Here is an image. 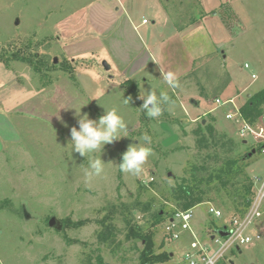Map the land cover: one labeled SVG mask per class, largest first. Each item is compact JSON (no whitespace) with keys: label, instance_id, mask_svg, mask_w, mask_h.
Segmentation results:
<instances>
[{"label":"rangeland","instance_id":"rangeland-1","mask_svg":"<svg viewBox=\"0 0 264 264\" xmlns=\"http://www.w3.org/2000/svg\"><path fill=\"white\" fill-rule=\"evenodd\" d=\"M90 2L0 0V50L9 45L30 48L49 66L38 74L26 63L0 60L2 68L12 71L17 87L26 85L31 75L48 92V103L42 106L33 97L21 98L12 90L6 105L0 100V109L6 110L2 115L9 121V129L0 127V264H97L98 256L106 264H139L143 244L128 237V222L154 231L155 251L173 254L164 264H187L188 243L169 242L164 234L167 221L153 227V214L175 210L166 197L184 177L189 163L198 158L192 132L202 120L214 119L218 132L238 143L239 154L259 147L252 139L245 144L237 126L225 119L232 106L216 109L214 104L217 99H235L240 107L250 94L264 89V0H205L204 9L200 0H168L174 23L200 26L194 36L183 37L195 51L194 68L180 80V88L169 90L172 103L157 119H150L140 108L142 100L131 97L132 90L125 83L133 80L121 73L124 68H117L114 58L101 52L85 58L67 54L68 44L75 46L76 40L82 43L89 36L84 14ZM148 19L146 28L151 29L152 17ZM141 33L135 35L137 42ZM174 59L179 62L178 71L187 69L188 60L181 51ZM103 62L110 71L103 68ZM135 84L137 97L139 86H152L158 92L166 89L160 77ZM27 86L21 91L25 96L31 89ZM57 92L61 93L56 99ZM129 96L132 101L123 104ZM101 105L119 109L129 123L130 137L106 145L103 154H93L102 155L105 171L86 185L77 166H86L87 160L77 153L72 156L65 147L71 127L78 126L75 109L83 107V113L96 119L104 112ZM145 132L152 137L153 155L143 174L120 172L121 154L129 144L139 143L134 139ZM251 163L250 176H264V155L257 153ZM211 197L219 207L216 193ZM148 205L151 208L146 211ZM219 208L226 216L215 224H230L226 207ZM207 209L206 204L194 208V224L199 238L211 246L205 231L214 223ZM53 217L61 222V230L49 226ZM102 221L113 234L107 244L98 238ZM259 231H263L260 240L230 254L233 264H264V220L255 222L247 234L255 236Z\"/></svg>","mask_w":264,"mask_h":264},{"label":"crops","instance_id":"crops-1","mask_svg":"<svg viewBox=\"0 0 264 264\" xmlns=\"http://www.w3.org/2000/svg\"><path fill=\"white\" fill-rule=\"evenodd\" d=\"M200 1L203 6L205 0ZM167 3L168 0H91L84 14L89 36L84 38L85 40L81 39L82 43L80 38L76 40L79 43L75 46L68 44L65 47L67 54L72 58H85L101 52L108 58H114L115 66L124 68L121 73L137 84L141 81L154 82L155 78L160 77L161 70L172 71L177 74L179 80L183 79L193 70L196 59L195 51L183 37L184 34L194 36V29L200 24L195 23L178 29L171 19ZM149 17H152L151 29L146 28L150 24ZM143 20H148L149 23L143 24ZM140 30L142 39L139 38L137 42L135 35L138 36ZM180 51L188 60L187 69L183 72L178 71L179 62L174 59ZM10 73L12 71L0 66V100L3 106L11 98V90L20 93L21 98L33 97L35 103L38 101L41 106L44 102L48 103L47 89H44L33 76L29 75L26 80L28 82L26 85L31 89L29 95L25 96L26 93L21 91L26 85L17 87L13 73ZM60 93H56V99ZM5 112V109H0V119L4 121L0 120V127L9 129L8 119L2 115Z\"/></svg>","mask_w":264,"mask_h":264},{"label":"trees","instance_id":"trees-1","mask_svg":"<svg viewBox=\"0 0 264 264\" xmlns=\"http://www.w3.org/2000/svg\"><path fill=\"white\" fill-rule=\"evenodd\" d=\"M178 29L187 26L177 25ZM17 46L9 45L0 51V60L18 61L30 65L38 74L43 68H48V62L38 58L30 48L17 49ZM126 86L132 90L131 97L138 100V88L133 81H127ZM240 111L246 121L255 124L264 115V89L250 94ZM215 120L205 122L202 120L192 132L195 137L198 158L189 163L184 170V177L170 189L166 197L174 203L175 210L167 213L159 210L153 214V227L163 225L169 216L175 211H186L203 204H212L213 193L221 200L220 206L226 207L227 216H244L249 209L254 197V185L248 172L251 161L255 158L249 154L254 147L245 154H239V145L227 134L219 133L215 128ZM259 153V152H258ZM247 156V158H245ZM219 206V207H220ZM217 207L221 210V208ZM151 208L148 205L145 210ZM102 231L98 234L100 243L107 244L112 236L111 226L106 221L101 223ZM128 237L139 239L143 244V250L139 256V264H164L171 260L173 254L155 251V233L150 228L143 229L138 225L127 223ZM166 237V236H165ZM167 239V238H166ZM97 264H106L104 259L98 256Z\"/></svg>","mask_w":264,"mask_h":264},{"label":"built area","instance_id":"built-area-1","mask_svg":"<svg viewBox=\"0 0 264 264\" xmlns=\"http://www.w3.org/2000/svg\"><path fill=\"white\" fill-rule=\"evenodd\" d=\"M148 20H143V24H148ZM245 69L250 70V65L246 64ZM252 79L257 80V75L252 74ZM214 106L216 109L232 106L233 110L225 115V119L237 126L238 137L247 142L252 139L259 145L255 148L256 153L264 155V115L255 124H251L244 119L240 107L235 99L222 101L217 99ZM152 178L150 181H153ZM254 185V197L251 205L244 216H228L230 224L217 226L215 222L223 220L226 216L224 212L212 204L208 206L207 215L214 223L212 229L205 232L210 237L211 246L206 245L200 238L194 224V208L186 211H175L164 226V234L169 242H188L184 260L187 264H233L230 254L234 251H241L243 247L251 245L255 240H260L263 231H259L255 236L248 235L249 228L255 222L264 220V176L252 177ZM220 232L228 233L221 236Z\"/></svg>","mask_w":264,"mask_h":264},{"label":"clouds","instance_id":"clouds-1","mask_svg":"<svg viewBox=\"0 0 264 264\" xmlns=\"http://www.w3.org/2000/svg\"><path fill=\"white\" fill-rule=\"evenodd\" d=\"M160 79L166 89L157 91L139 86L138 99L142 100L140 107L150 119L159 118L165 106L172 103L169 90H176L181 87L179 77L172 71L161 70ZM131 97L124 98L122 103L127 105ZM132 101V99H131ZM102 106V105H101ZM104 112L96 119L90 118L89 114L83 113L82 108L75 109V118L78 126L70 129V139L65 148L70 149V154H79L87 160V165H78L81 168L86 185H90L95 177H99L105 171V161L101 156L94 153L103 154L106 145L130 137L129 123L120 114L117 107L102 106ZM133 139V138H132ZM139 143H131L126 151L121 154V162L118 164L120 172L140 177L144 172V166L150 156L153 155L152 137L145 132L142 136L135 138Z\"/></svg>","mask_w":264,"mask_h":264},{"label":"water","instance_id":"water-1","mask_svg":"<svg viewBox=\"0 0 264 264\" xmlns=\"http://www.w3.org/2000/svg\"><path fill=\"white\" fill-rule=\"evenodd\" d=\"M17 24H18V22H17ZM54 64H58V60L57 59H54ZM102 66H103V68L106 71H110V69H111V67L109 66V64L107 62H103ZM110 77L112 78V76H110ZM244 143L247 144V142H244ZM255 154H256V150L253 149L252 152L249 154V156L252 157ZM245 158H247V156ZM169 175L171 176L172 174H169ZM49 226L52 227V228H55L57 230H61L62 229L61 222H59V220H57V218H55V217L50 219ZM220 235L221 236H227L228 233L220 232Z\"/></svg>","mask_w":264,"mask_h":264}]
</instances>
